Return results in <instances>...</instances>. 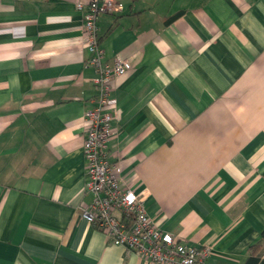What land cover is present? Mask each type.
I'll list each match as a JSON object with an SVG mask.
<instances>
[{
    "label": "crops",
    "instance_id": "crops-1",
    "mask_svg": "<svg viewBox=\"0 0 264 264\" xmlns=\"http://www.w3.org/2000/svg\"><path fill=\"white\" fill-rule=\"evenodd\" d=\"M78 1L0 0V264H156L80 213L97 87ZM118 1L97 25L131 64L110 94L122 185L206 264H245L264 231V0Z\"/></svg>",
    "mask_w": 264,
    "mask_h": 264
},
{
    "label": "built area",
    "instance_id": "built-area-1",
    "mask_svg": "<svg viewBox=\"0 0 264 264\" xmlns=\"http://www.w3.org/2000/svg\"><path fill=\"white\" fill-rule=\"evenodd\" d=\"M84 13V42L91 56L89 65L96 72L97 93L93 106L86 112L87 130L84 138L86 157V189L93 194L91 202L80 213L107 234L114 244L122 245L156 264H206L209 246H193L177 241L161 230L150 218L145 197L122 185L117 166L110 160L108 146L119 117L110 94L116 77L131 69L126 59H106L100 45L97 18L100 14H117L123 3L118 0L78 1Z\"/></svg>",
    "mask_w": 264,
    "mask_h": 264
},
{
    "label": "trees",
    "instance_id": "trees-1",
    "mask_svg": "<svg viewBox=\"0 0 264 264\" xmlns=\"http://www.w3.org/2000/svg\"><path fill=\"white\" fill-rule=\"evenodd\" d=\"M264 249V231L262 232V241L251 248V254L245 264H258L261 260V249Z\"/></svg>",
    "mask_w": 264,
    "mask_h": 264
}]
</instances>
